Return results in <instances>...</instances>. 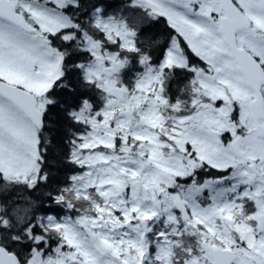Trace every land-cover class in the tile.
<instances>
[{"label": "snow or ice", "instance_id": "obj_1", "mask_svg": "<svg viewBox=\"0 0 264 264\" xmlns=\"http://www.w3.org/2000/svg\"><path fill=\"white\" fill-rule=\"evenodd\" d=\"M126 6L129 9L128 14L120 12L119 9L109 12L108 9L114 8V5L105 4L104 0H98L97 3L91 4L89 11L85 12L88 17V27L77 23L63 10L54 21L62 27L59 32H52L51 35L63 38L67 42L66 47L60 50L63 56L62 67L54 87H59L61 91L68 94L70 99L67 103L52 101L51 104L57 109L62 108L64 115L71 118L74 124L78 125L83 122L84 127H88L87 122L93 118L100 122L108 115V108L105 107L103 116H101V110L95 108L87 92L73 83L71 79L73 70L77 81L100 93L105 105H112L113 111L118 104H134L135 107H133L130 117L127 118L129 122L139 121L141 117L137 109L141 107V104L147 106L143 111H151L153 108L150 101L157 98V92L156 85L152 81L157 77L159 81L164 80L169 71L166 58L178 47L177 40L173 38L171 44L167 41L162 44L161 39L151 32L150 26H144L140 13L149 18H168L167 13L162 10L158 11L159 6L155 0H126ZM83 7H85L83 0H68L63 5L64 9L79 10ZM28 11L31 10L28 9ZM154 13H156L155 16ZM2 27L0 26V28ZM89 28L95 31H89ZM219 43L223 44V41L221 40ZM73 46H75V52L80 55L69 51V49H73ZM154 50L158 55L154 56ZM218 50L224 51L222 48ZM206 62L215 67L211 59ZM68 65H71V69L66 67ZM134 68L137 69V83L133 89L124 86L122 89L125 92L124 96L117 95L116 93L121 90L120 86L123 85V76ZM223 70L222 67H215L217 73ZM220 83L228 84L229 82L220 80ZM160 87L163 88L164 84L160 83ZM141 94L143 95L142 101ZM160 98H165L162 92ZM167 99L171 100V97H167ZM50 111L51 107L45 109V112L40 115V132L35 134L36 173L24 176V182L28 187L41 188L49 182V174L44 171V162L49 146H54L57 143V137L49 136L45 138V142H42L41 136L47 130L48 125H45L44 121ZM3 116L4 109L0 108V119ZM144 118L146 119V117ZM187 119L193 118L188 117ZM7 120L11 126L23 130L24 135L21 139L25 143H29L26 137L31 132L32 126L25 118L19 113L9 110ZM122 122L119 117L114 116L109 127L120 125ZM203 131L199 122L193 120L192 124L186 125L179 131L173 128V132H176L181 140H177L175 136H167L158 141L161 149L170 150L167 155L161 151L159 160L151 161L149 159V153L156 151L152 147L140 152L138 156H130L124 160L130 169L134 168L130 172L133 183L125 185L131 187L134 199L130 201V208L128 206L117 208L116 211L120 215L117 216L115 212L112 215L115 217L114 224L121 228L127 227L130 232L134 231L138 237H142L137 241L124 240L123 237L127 236L128 232L120 233L121 239L116 240L111 234L116 230L115 227L110 232H91L87 236L73 231L72 236L75 238V243H73V239L66 237L67 245L57 246L49 257L48 253L42 249L50 241L40 229L46 224L57 221L61 216L59 205L64 189H58L55 193L43 192V195L47 196L56 206L46 209V212L51 214L35 216V222H33L32 216L35 201L25 200L22 203H15L11 207V215L21 223L27 220L28 226L25 229L26 237L14 235L12 239L20 244H23L25 239L31 241V252L35 255L27 261V264H32L34 260L36 264H50V261L60 264L58 254L64 253L66 247L76 249L74 257L80 258L77 264H114V260H119L120 264H179L174 251L171 252L173 259L168 260L161 255V248L165 245L171 248L178 243L176 239H169L173 233L176 237H180L189 226L194 228L196 225L201 226L199 230L202 237L200 254H195L190 248L186 249L187 257L183 264H264V236H261L257 242L256 237L259 233L255 229L252 230L250 237L241 236L237 240L231 237V233L227 229L215 226V219L220 218L218 214L229 208L227 203L220 207L218 202L228 191L238 193L237 199L247 198V190L244 193H240L239 190L241 184H247L248 181L242 179L239 182H234L230 188L220 186L224 181L237 180L236 164L226 162L227 160L235 161V155H228V150L232 148V145H228V149L225 148L220 139L222 133L201 136L200 133ZM144 132H148L146 127ZM230 134L237 135L235 131H231ZM71 136L69 144L72 145V148L69 156L75 157L77 148L83 152L84 149L90 147L83 142L84 136L80 130H71ZM133 137L137 140L140 139V133L130 135L127 138L129 143ZM169 140L180 146L179 153L172 144L168 143ZM189 144L191 150L187 147ZM133 147H138V145H133ZM236 151L239 155H244L243 149ZM222 158L225 162H213L214 159L221 160ZM256 161L259 163L257 164ZM238 163L246 164V167L250 169L259 168L264 172V155L248 157V160H241ZM205 164L223 175L212 180L198 182L196 179L197 168L202 169ZM146 168H154L156 171H149L147 175H143ZM229 168L233 169L230 174L228 173ZM241 175L246 177L249 173L245 171ZM189 177L192 178L191 183H179ZM2 178L3 175L0 174V179ZM72 179L75 180L77 177L73 176ZM141 189H143L142 194ZM205 197L209 201L206 207L200 203V200ZM149 200L152 201L153 207L144 210L142 205ZM164 217L171 219L176 227L171 232L155 231V224ZM4 219L0 218V227L4 226ZM143 221H147L143 224L147 231L140 230ZM98 227H103V225H98ZM261 230L264 231V229ZM209 235L219 243L207 239ZM125 246L130 251L126 252ZM0 251H3L7 256L14 257L16 264H21L18 255L11 249L0 244ZM104 257L111 258L104 259ZM0 264H4V262L0 261ZM63 264H69V262L64 260Z\"/></svg>", "mask_w": 264, "mask_h": 264}, {"label": "rangeland", "instance_id": "obj_2", "mask_svg": "<svg viewBox=\"0 0 264 264\" xmlns=\"http://www.w3.org/2000/svg\"><path fill=\"white\" fill-rule=\"evenodd\" d=\"M11 1L16 2L15 0ZM155 2L159 6L158 11L162 10L167 13L171 26L184 37L191 50L197 56L205 63L211 59L215 67L224 69L222 72L217 73L215 67L207 63L212 67V74L199 72L202 86L209 96L220 104L213 107L211 105H202L196 111L197 114L193 120L198 121L203 127L204 131L200 133L201 136L222 133L220 139L226 149H228V145L239 141L240 149H243L245 158H239L233 148H231L228 150V155H235V161H226L236 164L237 180L224 181L220 186L230 188L234 182H239L242 179L247 180V184H241L239 192L244 193L247 190L250 201L228 200L230 195L225 193L218 204L223 207L227 203L229 208L225 212L218 214L220 218L215 219V226L227 229L231 233V237L237 240L241 236L250 237L252 230L255 229L259 233L256 237L258 242L259 238L264 236V231L261 230L264 229V179H258L255 173L246 167V164L238 162L248 160V157L264 155V137L260 138L255 134V125L248 109L253 93L244 83L242 76L238 72L237 65L229 56L219 31L218 22L216 23L211 17L213 13H220L218 3L214 0H155ZM16 3L21 8L22 14L27 15L34 24L39 26L41 31L49 33L59 32L62 27V25L56 24L54 21L61 14L58 8H63V5L67 2L56 1L55 8H49L33 1ZM28 9L31 11H28ZM0 26H3L0 28V78L10 83L20 82L21 85L22 83L25 84L29 90L37 94V97L41 94L43 95L53 86L57 76L60 74L61 59L59 55L55 51L53 53L37 36L22 33L19 29L2 19H0ZM221 40L223 44L219 43ZM219 48L224 49V51H219ZM259 48L264 60V44L259 46ZM183 59L180 49L177 47L174 52L167 55L166 64L176 63L185 66L186 63H184ZM220 80H227L229 83L221 84ZM158 81V77L152 81L156 85L157 92V98L150 101L153 108L151 111H143L147 106L141 104V107L137 109L141 117L138 122H129L127 119L130 117L133 107H135L134 104L129 105L127 103L116 105L114 111L112 105L106 106L104 103L100 115L103 116L105 107L108 108V115L100 122H97L95 118L87 122L88 127L84 129L83 142L90 145V147L84 149L83 152L77 148V155L74 160L83 170L76 175L77 179L73 180V188L75 195L81 196V201L90 203L91 209H94L87 210V207L84 206L83 209L74 210L71 214L67 213L58 218L57 221L44 226L50 231L57 233L60 245H67L66 237L73 239V243H75V238L72 236L73 231L87 236V230H90V232H110L113 227L116 230L111 232V234L116 240L121 239L120 233L122 232L129 233L123 237L126 241L142 239V237L137 236L136 232H130L127 227L121 228L119 225L114 224L115 217L112 214L115 212L119 216L120 213L116 209L125 206L130 208V201L134 199L131 187L125 186L133 183L130 172L134 168L130 169V166L124 163V160L130 156H138L140 152L149 147L156 149L154 153H149V159L151 161L159 160L161 151L166 155L170 151L169 149L167 151L161 149L158 143L159 140L167 136H175L177 140H181L176 132H173V128L177 130L180 128L178 122L176 125L173 121L168 122L167 131L159 128L163 118L160 116L157 107L165 102L160 98ZM140 99L141 101L143 100L142 94ZM232 101H236V105L228 104V102ZM0 108L4 109V116L0 119V141H2L0 142V172L8 181L25 184L24 176L35 175L36 173L35 134L37 131L31 125V132L26 137L29 143H25L21 139L24 135L23 130L19 127L11 126L7 120V112L9 110L17 112V110L1 100ZM233 113H238V116L233 118ZM114 116L119 117L123 122L120 125L109 127ZM209 117L212 119H208ZM188 120L186 118L181 121L186 122ZM193 120L188 125L192 124ZM81 123L83 124V122ZM145 127L148 129L147 133L144 132ZM231 131H235L237 135L232 136L230 134ZM250 131L252 132L250 133ZM133 133H140V139L137 140L133 137L129 143L127 138ZM118 137L120 139H117ZM169 142L179 153L180 146L172 140H169ZM105 145L109 146L106 147ZM133 145H138V147H133ZM189 150H191V145ZM213 162H225V160L223 158L221 160L214 159ZM248 162L250 163L251 161L249 160ZM256 163H259V161H256ZM229 169L228 173L230 174L233 169ZM199 170L201 169L197 168V172ZM149 171H156V169L146 168L142 174L147 175ZM205 171L206 167H203V172ZM245 171L249 173L246 177L241 175ZM262 174L264 175V172ZM190 179L192 178L181 180L179 183H191ZM203 181L205 180L201 182ZM169 190L172 191L173 189ZM142 193L143 189H141ZM230 193L234 194L235 196L233 197L236 199L238 193L232 191ZM200 203L206 207L209 201L205 197L200 200ZM150 207H153L151 200L146 201L142 205L144 210ZM161 215L163 216V213ZM228 217L231 218L229 219ZM145 223L147 221L142 222L141 231H147L143 227ZM98 225H103V227H98ZM174 227H176L175 223L168 217H164L155 224V231L171 232ZM200 229V225H196L194 228L189 226L180 237H176L173 233L169 239H176L178 243L171 248L168 245L163 246L161 255L168 260H172L171 252L174 251L179 264H183L184 259L187 257L186 249L190 248L195 254L199 255L202 240ZM204 231L206 232V230ZM207 239L219 243L210 235ZM220 246L223 247V245ZM125 251H130V249L125 246ZM75 252L76 249L66 247L64 253L58 254L60 256V264H63L64 260H67L69 264H77L80 258L78 256L74 257ZM109 258L111 257H104V259ZM32 264H36V261L34 260ZM50 264H56V262L50 261ZM114 264H120V261L114 260Z\"/></svg>", "mask_w": 264, "mask_h": 264}, {"label": "trees", "instance_id": "obj_3", "mask_svg": "<svg viewBox=\"0 0 264 264\" xmlns=\"http://www.w3.org/2000/svg\"><path fill=\"white\" fill-rule=\"evenodd\" d=\"M15 1H37L41 3L47 2V0ZM97 2L98 0H83L85 7L80 8L79 10L75 8L62 10L66 12L67 15L71 16L77 23L88 27V17L85 15V12L90 10L91 4ZM104 3H111L114 5V8L108 9L109 12H113L119 9L120 12L128 14L129 9L126 6V0H104ZM47 6H52V4L50 3ZM140 15L142 17L144 26H150L151 32L161 39L162 44L165 41L171 44L172 39L175 38L177 42L181 44L182 48L185 50V53L189 56L191 66H195L199 70L203 71L208 69L207 65L203 61L189 52L184 39L180 35H177V33H175L169 27V25L163 18H149L147 16H144L143 13H140ZM89 31L95 30L89 28ZM50 38L52 40L51 44L54 49L61 54L60 50H63L66 47L67 42L63 38H58V36L51 35ZM69 51L75 52V46H73V49H69ZM75 54L80 55V53L78 52H75ZM153 54L154 56L158 55L155 50ZM66 67L71 69V65H68ZM136 71L137 69L134 68L130 73H126L123 76V85H126L130 88L134 87L136 83ZM71 79L78 88L87 92L96 109L101 110L104 107L105 101L101 99V94L98 93L95 89H89L87 85H82L80 82H78L74 70ZM54 85L51 90L45 95V98L50 102L64 101V103H67L70 99L68 94L61 91L59 87H54ZM163 95H165L166 98L171 97V100L167 99V101L172 102V104L175 102H188V107L180 109L179 112H176V114H174V116L172 115L173 117L187 114L195 104V99L198 98L199 101L205 99L204 90L200 87L198 81L194 78V75L188 70L176 68L171 69V72H167V80ZM49 107H51V111L47 113V118L44 121L45 125H48V127L41 136L42 142H45L46 137H57V143L54 146H49L48 152L46 153L47 158L44 162V171L49 174V182L44 187L32 188L23 183L8 182L4 178L0 179V203L3 209L1 218H5L4 226L0 227V244L15 252L23 264H25L34 254L31 252L32 243L30 240L25 239L23 244H20L12 239V236L14 235L26 237L27 234L25 232V229L28 226L27 220L21 223L11 215V207L15 203H22L25 200L35 201L36 203L34 211L32 213L33 222H35V216L51 214L46 212V209L50 206H56L52 204L47 196L43 195V192L51 191L55 193L58 189H64L61 203L59 205L61 209V216L59 218L66 215L67 213L71 214V212H73L74 210L83 209L84 206L87 207V210L94 209H91L90 203L81 201V196L75 195L72 177L81 173L83 169L76 162H73L75 161L74 157L69 156L72 148V145L69 144V141L72 139L71 130L77 129L84 133L85 127L82 123L78 125L74 124L71 118L64 115V111L62 108L57 109L52 106V104L48 105V108ZM237 114L238 113H234L232 117L236 118ZM60 141H63V143H60ZM42 151L43 150L41 149V152ZM220 175H222V173H218L214 170H210L207 173L201 171L196 179L198 182H201L204 177L214 179ZM44 226L41 227L40 230L44 233L45 236L48 237L50 243H46L45 248L42 249V251L47 252L48 256H51L53 248L55 249L61 243L58 241L59 237L57 236V233L55 231H50ZM196 251L198 252L197 249Z\"/></svg>", "mask_w": 264, "mask_h": 264}, {"label": "water", "instance_id": "obj_4", "mask_svg": "<svg viewBox=\"0 0 264 264\" xmlns=\"http://www.w3.org/2000/svg\"><path fill=\"white\" fill-rule=\"evenodd\" d=\"M223 9L230 8V14L234 16L232 21L226 22L222 19L221 30L226 37V42L232 49L235 59L238 63L239 70L244 76L247 85L254 91L255 98L249 105L251 117L255 124V133L258 137H264V97L262 95V87L264 86V70L262 66L245 50L237 47L235 38L236 31L241 28V20L235 15L240 14L245 19L238 9L230 2V0H220ZM14 13H16L14 15ZM0 18L18 26L19 28L33 32L34 29L27 23L25 18L20 17L17 13V5L8 0H0ZM0 94L5 98L11 100L18 108L33 122V124L40 130L39 119L40 115L45 112V109H38L37 98L21 89L0 81ZM117 95L124 96L120 90ZM252 131H250L251 133ZM240 149L238 141L234 143V150ZM239 155V153L236 151ZM240 157H243L239 155ZM259 174L257 169H252ZM2 214V206L0 204V216ZM88 234L90 231L87 232ZM20 260V259H19ZM0 261L4 264H16L14 257L7 256L3 251H0Z\"/></svg>", "mask_w": 264, "mask_h": 264}, {"label": "flooded vegetation", "instance_id": "obj_5", "mask_svg": "<svg viewBox=\"0 0 264 264\" xmlns=\"http://www.w3.org/2000/svg\"><path fill=\"white\" fill-rule=\"evenodd\" d=\"M234 4L239 8L241 13L247 18L248 24L245 19L240 17L241 20V28L236 33L237 38V44L240 48H243L247 50L256 60H258L263 68H264V60L261 56L262 52L259 46H263L264 44V0H232ZM221 17H224L226 22L232 21L234 17L232 14H230L229 11H223L221 15L218 16L219 19ZM39 34V33H38ZM36 34V35H38ZM229 52V56H232V53L230 52L229 48H226ZM233 57V56H232ZM181 69L177 67H173L172 69ZM168 72H171V69H169ZM167 80V74L164 77L163 84L165 89V84ZM21 86V85H20ZM253 93V91L251 90ZM264 93V88H263ZM0 99L4 102L12 105L9 101L5 100L0 96ZM251 100V99H250ZM167 105H170L171 107L176 104L178 105L179 109H182L184 107H188L187 103H181V102H175L172 104V102H167ZM213 103L208 102L205 105H211ZM218 105L220 103H217ZM40 106H44V103ZM192 113H188L186 115H190ZM180 118V117H179ZM183 118V116H181ZM204 180V179H203Z\"/></svg>", "mask_w": 264, "mask_h": 264}, {"label": "bare ground", "instance_id": "obj_6", "mask_svg": "<svg viewBox=\"0 0 264 264\" xmlns=\"http://www.w3.org/2000/svg\"><path fill=\"white\" fill-rule=\"evenodd\" d=\"M70 210V209H69Z\"/></svg>", "mask_w": 264, "mask_h": 264}]
</instances>
